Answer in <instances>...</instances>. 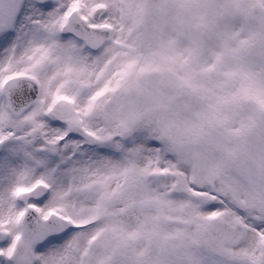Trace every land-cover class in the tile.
<instances>
[{
    "label": "snow or ice",
    "instance_id": "6c2138e0",
    "mask_svg": "<svg viewBox=\"0 0 264 264\" xmlns=\"http://www.w3.org/2000/svg\"><path fill=\"white\" fill-rule=\"evenodd\" d=\"M0 264H264V0H0Z\"/></svg>",
    "mask_w": 264,
    "mask_h": 264
}]
</instances>
